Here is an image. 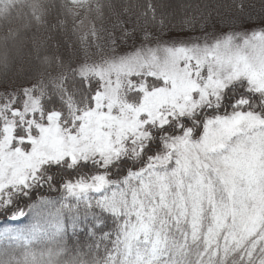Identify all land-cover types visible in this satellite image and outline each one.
I'll return each instance as SVG.
<instances>
[{"label":"snow or ice","instance_id":"1","mask_svg":"<svg viewBox=\"0 0 264 264\" xmlns=\"http://www.w3.org/2000/svg\"><path fill=\"white\" fill-rule=\"evenodd\" d=\"M139 8L0 78V264H264V0Z\"/></svg>","mask_w":264,"mask_h":264},{"label":"trees","instance_id":"2","mask_svg":"<svg viewBox=\"0 0 264 264\" xmlns=\"http://www.w3.org/2000/svg\"><path fill=\"white\" fill-rule=\"evenodd\" d=\"M180 2L170 0L174 5ZM142 3L143 0H89L86 8L74 10L68 0H0V78L14 85L28 78L32 84L41 79L47 83L49 74L56 72L55 59L51 69L41 68L33 51V38L38 43L50 37L46 42L50 55L62 54L79 62L83 56L78 47L81 34L96 27L101 39L97 42L99 46L92 48L95 57L106 45L110 33L119 37L118 21H123L125 27L136 21ZM54 44L58 48H53ZM5 222L16 223L0 221V226Z\"/></svg>","mask_w":264,"mask_h":264},{"label":"rangeland","instance_id":"3","mask_svg":"<svg viewBox=\"0 0 264 264\" xmlns=\"http://www.w3.org/2000/svg\"><path fill=\"white\" fill-rule=\"evenodd\" d=\"M171 1H178V0H171ZM69 6L73 8L74 10H77V7L74 6L72 0H68ZM96 27H90L87 28V30L83 31L81 34V42L78 45L80 48V54L83 55L82 48L87 47L88 50L92 53V48L95 47L96 45L99 46L97 42H99L101 39L100 33L95 30ZM93 58H95L93 56Z\"/></svg>","mask_w":264,"mask_h":264}]
</instances>
